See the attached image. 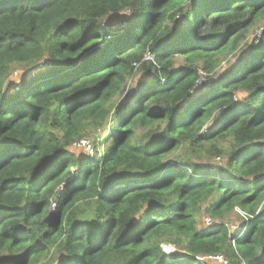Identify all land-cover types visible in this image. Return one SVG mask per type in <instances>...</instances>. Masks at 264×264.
I'll use <instances>...</instances> for the list:
<instances>
[{"label":"trees","instance_id":"1","mask_svg":"<svg viewBox=\"0 0 264 264\" xmlns=\"http://www.w3.org/2000/svg\"><path fill=\"white\" fill-rule=\"evenodd\" d=\"M261 21L264 0H0V264H264Z\"/></svg>","mask_w":264,"mask_h":264},{"label":"rangeland","instance_id":"2","mask_svg":"<svg viewBox=\"0 0 264 264\" xmlns=\"http://www.w3.org/2000/svg\"><path fill=\"white\" fill-rule=\"evenodd\" d=\"M260 40H264V21H261L257 24L256 27L253 28V30H251L250 34H249V38H248V42H251L252 43H258ZM235 60L233 59V54H226L222 59H221V64H220V67L217 69L216 71V74L217 76L222 74V73H226V71L228 72V70H230V67L234 64ZM181 65H184V61L183 59H176V67H180ZM23 73L22 71H16V72H13L8 80H7V83L10 85V86H18L19 82H18V79H19V75ZM136 73H138V70H136ZM139 75V76H138ZM138 75H135V78L134 80L132 81H129L128 83V90L129 89H133L140 76L142 74H138ZM199 75H200V80H199V84H198V87H201L203 85H205L206 83H208V80H207V76L202 72V71H199ZM216 77V76H215ZM239 98H244L243 96H239ZM210 125V124H209ZM209 127V126H207ZM207 127L205 128V130L207 129ZM137 135L138 136H141L143 135L145 132L144 131H141V130H138L137 132ZM104 136V133L102 134ZM90 140H84L85 144H84V147L86 148V150L88 151V156L90 158H93L95 157L96 155V151L94 150V147L92 145V137L88 138ZM83 146L82 144H76L75 146ZM87 145L90 146V150L87 149ZM77 151H75V153H80L82 152V150L80 149H76ZM97 151H102V147H100ZM179 153H181V151H178ZM172 156L174 155H171L170 159L172 158ZM174 161V158H172V162ZM215 163H218V164H221L222 160H219V159H216L215 161H213ZM50 211H54V207H52L50 209ZM241 214L238 210H235V212L232 214V216L230 217L229 221H226V223L228 224V226L230 227V230L232 231H235L237 232L236 230H238L239 228V221H240V218L239 217ZM239 215V216H238ZM210 220L208 218L205 217V219H203V224H205V226H210L212 224H210ZM219 260V262H214V261H209L211 264H226L224 261L221 262L222 260L219 258H217ZM221 260V261H220Z\"/></svg>","mask_w":264,"mask_h":264},{"label":"built area","instance_id":"3","mask_svg":"<svg viewBox=\"0 0 264 264\" xmlns=\"http://www.w3.org/2000/svg\"><path fill=\"white\" fill-rule=\"evenodd\" d=\"M144 59H146V60H149L150 59V57L147 55V56H145V58ZM85 141L83 140V141H81L80 142V144H82L83 146H84V143ZM87 149H89L90 150V146L89 145H87Z\"/></svg>","mask_w":264,"mask_h":264},{"label":"clouds","instance_id":"4","mask_svg":"<svg viewBox=\"0 0 264 264\" xmlns=\"http://www.w3.org/2000/svg\"><path fill=\"white\" fill-rule=\"evenodd\" d=\"M147 56V55H146ZM221 261V260H220Z\"/></svg>","mask_w":264,"mask_h":264}]
</instances>
